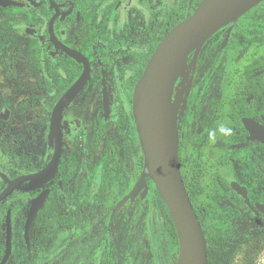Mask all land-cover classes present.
I'll return each mask as SVG.
<instances>
[{"label":"flooded vegetation","instance_id":"1","mask_svg":"<svg viewBox=\"0 0 264 264\" xmlns=\"http://www.w3.org/2000/svg\"><path fill=\"white\" fill-rule=\"evenodd\" d=\"M4 1L9 3L0 5V53H20V62L15 61L18 76L6 80L0 75V91L9 90L10 99L23 94L28 97L31 90L38 88L40 77L45 73L50 95L57 93L53 109L83 68L90 69L84 87L62 110V144L56 167L43 177L23 179L0 202V264H53L50 238L60 232L69 234L72 229V237L76 236L75 228L87 224L88 208L97 212L104 208L113 216L117 204L143 173V188L133 201L127 200L123 204L137 200L151 210L147 203L150 178L144 171L132 116V92L162 39L168 21L171 28L174 27L191 15L201 0ZM263 5L264 0L237 19L245 23L255 20L260 32H264V16L247 19ZM177 20L181 21L176 23ZM230 23L209 37L218 41L224 67L232 56L241 53L244 58L250 46L244 44L246 30L228 27ZM232 31L237 33L239 44L230 46L239 51L229 55L231 50L224 49ZM194 52L187 59L186 70L190 68ZM217 59L219 57L211 61L212 72L216 69ZM28 66L42 69L38 80L30 74H21ZM112 68L123 69L119 71L121 76L127 73L123 86L129 91L126 104L130 107L127 113L120 109L116 111L114 126L110 123L112 98L108 77V69ZM184 73L179 75L173 89L174 103L175 94L180 92L178 85L181 86L180 110L176 111L178 162L186 185L191 187L194 208L210 212L207 217L210 227L208 264H231L237 254L256 258L264 253V144L248 139L249 133L242 123V119L248 117L240 119L244 132L235 131L231 139L228 86L220 71L216 77L202 75L194 81L191 78L187 85L184 80L179 81ZM133 79L134 84L130 86ZM215 82L217 84L211 90ZM104 89L107 112L104 111ZM31 94L37 96L35 92ZM246 102L251 104L252 98L247 97ZM4 109L1 115L6 120L9 111L6 109L5 118ZM50 117L42 125L22 130L20 134L0 131V137L10 140L14 147L13 155L6 156L0 151V173L9 181L39 176L52 161L55 140L48 141ZM248 119L264 126L261 116ZM25 134L29 140L23 137ZM28 146L32 149L25 152ZM140 154L142 167L138 171ZM232 156L240 163V166L234 163L233 170L230 168ZM129 157L130 166L127 167L125 161ZM232 183L243 188L246 197L238 194ZM6 187L0 177V193ZM185 189L187 192V187ZM113 199L116 203L108 210V203ZM34 202L39 207L27 224ZM61 215L64 216V227L60 231ZM7 217L10 221L9 243L6 239ZM102 248L99 241L92 256L100 255ZM212 255L224 256L225 260L213 262Z\"/></svg>","mask_w":264,"mask_h":264},{"label":"water","instance_id":"2","mask_svg":"<svg viewBox=\"0 0 264 264\" xmlns=\"http://www.w3.org/2000/svg\"><path fill=\"white\" fill-rule=\"evenodd\" d=\"M263 0H201L192 14L172 27L158 42L142 74L136 81L132 92V116L134 118L138 141L143 155L144 171L165 204L174 225L179 250L175 264H208L207 247L197 215L190 203L184 187L177 152V115L173 105L175 82L186 66L190 53L218 29L214 22L223 13L232 11L234 17L225 24L241 17ZM9 2L0 0V5ZM225 26V25H224ZM220 29V28H219ZM225 43V41H224ZM63 49V48H62ZM74 56V53L63 49ZM90 69L85 66L81 75L58 99L49 120L48 141L55 140V154L48 167L39 176H27L9 181L2 173L0 177L7 184L0 193V202L14 190L23 179L32 180L43 177L56 167L61 151L60 124L62 110L86 84ZM104 111H108V101L104 89ZM7 110L3 113L6 118ZM143 113L145 131L141 132L138 115ZM249 133V140L264 144V126L251 119H242ZM144 173L131 191L122 198L116 208L127 200L133 201L144 186ZM232 187L238 194L245 190L237 184ZM39 204L34 202L28 222L35 215ZM6 239L10 241V221L6 220ZM9 253V250H7Z\"/></svg>","mask_w":264,"mask_h":264},{"label":"rangeland","instance_id":"3","mask_svg":"<svg viewBox=\"0 0 264 264\" xmlns=\"http://www.w3.org/2000/svg\"><path fill=\"white\" fill-rule=\"evenodd\" d=\"M262 16H264V5L248 15L247 19ZM209 37L194 49L190 68L186 70V66L184 67V77L179 79V81L184 80V85H187L191 78L194 81L200 79L202 75L216 77V73L219 71L221 74L224 73L229 64L234 66L236 63H240L241 53L232 56L230 62L224 67L223 57L219 56L218 52L219 43L218 41L214 42L213 39L210 40ZM215 57H219V59H217L216 69L212 72L210 71L213 64H211V61L214 62ZM120 70L123 71L121 68L108 69L112 98L110 115L112 126L116 121V111L118 109L124 113L130 110L129 105L126 104L129 91L123 86L124 76L127 73H122L121 76ZM46 82L47 77L44 73L40 77L38 88L31 90V93L35 92L39 97L38 102L31 111L23 114H19L16 107L27 96L23 94L16 99H10L11 93L9 90L0 91V131H5V133L15 131L20 134L22 130L25 131L27 128L32 129L42 125L49 119L52 103L57 93L54 96L50 95L46 88ZM216 84V82L212 84L211 90ZM177 90L181 92V86L178 85ZM4 108L9 111L6 120L1 115ZM174 109L179 112V105H175ZM23 137H26V140L28 139L27 134ZM31 149L28 146L24 151L30 152ZM128 154L130 156L131 152L129 151ZM130 161L131 157L128 161H125L127 167L130 166ZM87 213L88 215L85 216L87 224L75 228V230L77 229L76 236L72 237V229L69 234L64 235L60 232L50 238V249L54 255L53 264H168L172 249L162 229L161 217L144 207L141 202L135 200L133 203H125L117 208L113 216H110L104 208H101L98 212L88 208ZM63 222L64 216L61 215L60 231L64 227ZM99 241L103 244L102 251L100 255L92 256ZM123 255L128 256L127 261L124 260ZM211 259L213 262L223 263L225 257L212 255ZM232 264H264V253L261 252L256 258H252V255L237 254L232 260Z\"/></svg>","mask_w":264,"mask_h":264},{"label":"trees","instance_id":"4","mask_svg":"<svg viewBox=\"0 0 264 264\" xmlns=\"http://www.w3.org/2000/svg\"><path fill=\"white\" fill-rule=\"evenodd\" d=\"M191 14V11L189 12ZM184 19V18H183ZM181 20H177L179 22ZM166 27V30L162 33V37L170 30L171 25L169 24ZM228 27L245 29L246 33L244 34L243 40L244 44H249V48L244 53V58L241 59L240 63H236L234 66L230 64L227 66L225 74L222 73V76L227 81L228 86V103H229V119H230V128H231V139L234 136L235 131L239 133L244 132L243 127L241 126L240 119L243 117L259 119L261 116L264 118V32H260L258 28V24L255 20H251L248 22H242V19H237L228 25ZM239 32V31H238ZM237 33L232 31L229 42L224 50H231L229 55L237 54L239 49H232L230 45L239 44ZM233 41V42H231ZM231 47V48H230ZM233 50V51H232ZM4 54V55H3ZM20 53L19 52H4L0 53V75H2L6 80L15 79L19 72L15 67V61L20 62ZM25 63V62H23ZM240 64V65H238ZM42 72L41 68L35 67H25L22 70V75L30 74L36 80L39 79V73ZM72 81V80H71ZM135 79L130 84L133 86ZM251 97L252 103L249 104L246 102V98ZM38 102V97L34 94L29 93L28 97L17 104L16 110L19 114H23L28 112L34 108L36 103ZM13 144L10 140H6L3 137H0V151L3 155H13ZM264 152V145H263ZM180 162V161H179ZM240 163L237 159H233L231 161V170H233V164ZM142 167V156L140 154V166L138 171L141 170ZM262 169L264 172V159L262 161ZM182 180L184 182L185 187H187V194L190 200V203L197 215L199 223L201 225L204 238L206 241L207 251L209 252V225L207 221V217L210 214L208 211H199L194 208V202L191 194V187L186 185V177L184 176V172L181 169ZM264 181V176H263ZM150 183V193L148 195V204L152 212L157 213L162 220V228L167 236L168 243L172 249V253L170 255V260L168 264H175L177 260L178 254V239L176 236V232L174 229V225L169 216L168 210L163 203L161 197L159 196L154 183L152 180H149ZM116 203V199L110 200L108 203V210L112 209L114 204ZM124 260H128V256L124 255ZM232 264V260H231Z\"/></svg>","mask_w":264,"mask_h":264},{"label":"bare ground","instance_id":"5","mask_svg":"<svg viewBox=\"0 0 264 264\" xmlns=\"http://www.w3.org/2000/svg\"><path fill=\"white\" fill-rule=\"evenodd\" d=\"M234 17V14L232 11L223 13L219 18H217L214 22V28L215 29H219L222 26L226 25L225 23H227L228 21H230L232 18ZM180 102V92L175 94V99H174V107L175 105H178V103ZM138 120L140 122L141 125V132L144 133L145 131V121H144V115L143 113H140L138 115Z\"/></svg>","mask_w":264,"mask_h":264}]
</instances>
